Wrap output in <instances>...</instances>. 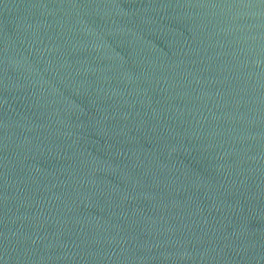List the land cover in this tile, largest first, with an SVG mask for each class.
<instances>
[{"label": "water", "instance_id": "95a60500", "mask_svg": "<svg viewBox=\"0 0 264 264\" xmlns=\"http://www.w3.org/2000/svg\"><path fill=\"white\" fill-rule=\"evenodd\" d=\"M0 264H264V0H0Z\"/></svg>", "mask_w": 264, "mask_h": 264}]
</instances>
